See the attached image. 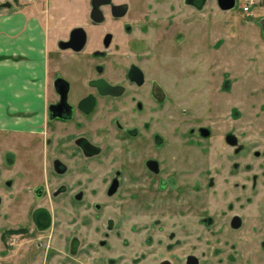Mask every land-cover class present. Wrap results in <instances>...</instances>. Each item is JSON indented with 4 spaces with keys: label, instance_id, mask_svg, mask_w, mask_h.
<instances>
[{
    "label": "flooded vegetation",
    "instance_id": "1",
    "mask_svg": "<svg viewBox=\"0 0 264 264\" xmlns=\"http://www.w3.org/2000/svg\"><path fill=\"white\" fill-rule=\"evenodd\" d=\"M256 1L250 5L255 6ZM119 4L124 5L122 12L115 6ZM205 4L206 0L200 7L194 0H110L99 5L101 18L96 20L90 14L89 0L87 13L60 25L42 113H29L33 121L28 127L0 123V148L4 143L8 146L0 152V203L3 194L24 197L31 229L41 231L45 238L48 264L131 262L138 255L131 257L130 244L137 242L141 247L152 240L147 236L148 211L166 218L180 215L193 225L196 202L211 193L222 199L230 194V201H236L229 209L228 205L219 209L231 211L225 217L226 225L237 229L243 222L237 213L242 208L243 190L256 212L251 227H262L259 244H264V218L256 216L264 208L263 114L256 119L240 117L228 129H241L240 133L244 126L251 128V155L241 147L219 159L206 155L202 159H166L164 163L155 152L147 154V141L154 149L163 146L158 132L161 117L173 116L172 110L177 114L178 66L193 62L195 40L202 47L196 57L208 58L204 46L210 48L206 43L209 18L204 19L207 27L201 28V37L197 30L201 41L194 37V10ZM204 112L202 125L191 116L188 144L197 137L209 139L212 125L222 129L223 124L225 129L220 108L208 104ZM225 140L235 143L231 135H225ZM121 146L137 159H100ZM19 205L8 203L4 210L14 212L13 207ZM198 207L207 209L206 205ZM218 215L207 212L198 220L209 226ZM154 218L164 221L157 215ZM22 230L24 227L8 225L0 238ZM189 258L199 264L193 253L185 256L184 264H189ZM85 259L88 261L82 262ZM150 264L173 263L165 259Z\"/></svg>",
    "mask_w": 264,
    "mask_h": 264
},
{
    "label": "rangeland",
    "instance_id": "2",
    "mask_svg": "<svg viewBox=\"0 0 264 264\" xmlns=\"http://www.w3.org/2000/svg\"><path fill=\"white\" fill-rule=\"evenodd\" d=\"M5 1H9L10 5L2 6L1 3ZM15 1L17 0H0V12L19 10L21 7L18 8ZM37 1L41 4L44 0ZM18 2L21 4L25 0H18ZM241 2L242 0H235L233 7L222 10L218 7L216 0H207L204 7L195 8L196 27L206 29L207 24L204 19L207 17L210 21L209 37L206 40L210 48L204 46V55L208 58L203 61V57H196L198 52H202V47L195 41L194 46L197 51L192 52L193 62L178 66L177 114L175 110L174 112L172 110L173 116L161 117V131L158 132L163 137V146L154 149L147 141V154L155 152L156 157L162 159L164 163L166 159H202L206 155L219 159V157L234 154L241 147L244 153L248 152L247 155L252 154L249 143L252 138L248 136L251 128L244 126L241 134L238 132L241 129L228 130L230 126L238 124L240 117L256 119L260 114L264 115V39L256 35L255 26L247 21L253 14L248 13V10L245 12L240 10L238 4ZM256 5L261 7L255 13H263L264 16V0H257ZM25 9L28 10L29 7ZM59 30L61 31V26ZM218 43L220 45L214 49L213 45ZM55 49L52 45L51 50L48 51V66H54ZM2 57L6 56L3 54ZM10 57L13 55H8L7 58ZM171 71L174 75L176 74L174 68ZM204 104L206 106L209 104L212 109L220 108L221 118L226 124L225 129L222 130L223 124L222 129H215L212 125L210 129L212 136L209 139L197 137L194 143L188 144L186 139L191 136L188 132L191 116H194L196 124H204L203 118L207 114L204 112L206 109ZM184 109L190 112H183ZM255 114L258 116H253ZM3 134L7 135L5 131ZM25 134L20 135L25 138ZM246 134L248 138H245ZM225 135L235 137V143H228ZM7 138L10 137H4V139ZM24 142L26 143V140ZM23 146L26 147L25 144ZM0 149V152L4 153L8 146L4 143ZM126 149L124 146L113 148L108 157L100 159H137L128 156L125 153ZM253 149L259 151L261 148ZM130 153L132 155V152ZM201 196L204 199L196 202L193 225L189 224V219L180 215L175 218L173 216L166 218L154 211H148L146 221L150 227H147V236L152 240L146 241L145 246L142 243L141 247L137 242H132L130 255L131 257L138 255V257L132 258L131 262L126 264H150L165 259H169L173 264H184L185 256L191 253L198 257L199 264H264V244H259L262 227H251L256 212L253 202L249 201L250 196L247 197V191L243 190L241 194L242 208L237 213L241 214L243 222L237 229L226 225L225 217L231 211L221 210L225 205H228L229 209L232 203H236V201H230L232 199L230 194H224L223 199L219 194L212 193ZM23 198L21 195L17 198L15 196L10 198L5 194L2 196L0 205L3 206L4 215L0 232L8 225L24 227L25 230L18 233H5L0 238V264H48L45 258L47 255L45 252L48 251L45 238L41 231L36 228L31 229V223L27 219V202ZM13 202L20 204L19 207H13L14 212L4 210L5 205ZM198 205H206V211L201 210ZM134 211L138 213L137 210ZM207 212L220 215L211 225L204 226L198 219ZM156 215L164 221L152 220ZM256 216H259L260 220L263 219L264 208H259ZM51 233L59 234L57 230H51ZM133 235L131 233V236ZM139 259L141 260L138 261ZM87 261L85 259L82 262ZM50 264L57 263L52 261Z\"/></svg>",
    "mask_w": 264,
    "mask_h": 264
},
{
    "label": "crops",
    "instance_id": "3",
    "mask_svg": "<svg viewBox=\"0 0 264 264\" xmlns=\"http://www.w3.org/2000/svg\"><path fill=\"white\" fill-rule=\"evenodd\" d=\"M44 1L39 4L37 0H25L20 4L17 0L19 10L0 12V123L3 126L22 123L28 127L33 121L28 114L42 113L48 51L61 35L58 28L82 17L89 7V0ZM260 7L249 6L248 13L253 16L247 21L255 26L256 35L264 39L263 13H255ZM195 19L194 37H197V30L200 33L201 28L195 26ZM8 55L13 57L7 58Z\"/></svg>",
    "mask_w": 264,
    "mask_h": 264
},
{
    "label": "water",
    "instance_id": "4",
    "mask_svg": "<svg viewBox=\"0 0 264 264\" xmlns=\"http://www.w3.org/2000/svg\"><path fill=\"white\" fill-rule=\"evenodd\" d=\"M110 0H91V10H90V14L92 17H94L96 20L100 19L101 17V10L99 9V5L100 4H104L109 2ZM204 0H194L195 4L197 7H200V5L202 4ZM235 3V0H217V4L220 8L222 9H229L231 7H233ZM2 6H9L10 2L9 1H5L1 3ZM115 6H119L121 8V12L124 10V5L123 4H119V5H115ZM189 264H193L191 263V261H193V258H189Z\"/></svg>",
    "mask_w": 264,
    "mask_h": 264
},
{
    "label": "built area",
    "instance_id": "5",
    "mask_svg": "<svg viewBox=\"0 0 264 264\" xmlns=\"http://www.w3.org/2000/svg\"><path fill=\"white\" fill-rule=\"evenodd\" d=\"M26 1H30V0H26ZM254 2V0H242V2L239 4L241 10L246 11L248 10L250 4H252Z\"/></svg>",
    "mask_w": 264,
    "mask_h": 264
}]
</instances>
